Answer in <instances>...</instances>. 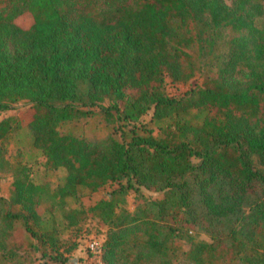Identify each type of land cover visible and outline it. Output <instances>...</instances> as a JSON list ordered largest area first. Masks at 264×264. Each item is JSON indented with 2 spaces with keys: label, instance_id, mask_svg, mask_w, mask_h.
<instances>
[{
  "label": "trees",
  "instance_id": "trees-1",
  "mask_svg": "<svg viewBox=\"0 0 264 264\" xmlns=\"http://www.w3.org/2000/svg\"><path fill=\"white\" fill-rule=\"evenodd\" d=\"M22 12L28 28L15 23ZM263 14L264 0H0V112L22 101L33 110L27 121L1 120L0 142L27 127L45 168L66 171L51 194L25 166L12 169L11 201L0 196L1 258L16 264L15 221L58 253L56 231L32 228L54 198L119 184L116 195L137 190L135 180L163 192L141 214L115 216L114 198L63 213L68 227L89 215L107 222L103 264H173L175 225H195L193 204L211 241H192L186 264H264V26L255 25ZM201 68L186 96L164 93L166 78L186 84ZM106 101L105 117L126 124L150 111L156 120L193 108L205 115L200 125L174 121L159 139L134 126L128 142L59 131ZM8 168L0 146V170Z\"/></svg>",
  "mask_w": 264,
  "mask_h": 264
},
{
  "label": "rangeland",
  "instance_id": "rangeland-1",
  "mask_svg": "<svg viewBox=\"0 0 264 264\" xmlns=\"http://www.w3.org/2000/svg\"><path fill=\"white\" fill-rule=\"evenodd\" d=\"M225 2L230 4V0H225ZM15 23L21 28H28L32 24V17L29 13L22 12L16 17ZM255 25L258 28L264 26V14L255 20ZM204 74L205 69L201 68L200 71L195 73L194 78L186 84L172 83L170 79L166 78L164 93L171 98H182L192 88L201 84ZM108 104L106 101L100 107L92 108L88 116L63 123L59 127V131L62 134H72L95 143L109 136L119 141L128 142L132 135L130 130L134 126L136 128L135 132L139 136L151 135L159 139L163 136V130L174 121L200 125L205 115L203 111L193 108L162 120H156L152 117V111H150L141 118L139 123L134 125L132 123L126 124L119 120L110 121L106 118L102 108L107 107ZM32 112V105L22 101L13 105L11 109L0 112V121L9 117L17 118L19 121H27L31 117ZM141 126H143V129ZM0 146L3 148L5 159L10 165L8 169L0 170V196L8 202L12 198L15 179L12 175L13 168L25 166L28 169L31 180L36 184L45 186L51 194L58 186L64 183L66 171L63 168L57 170L45 168V158L33 146L32 134L29 128L23 127L13 131L6 139L0 142ZM193 162L197 163L198 160H193ZM121 184L126 185V181L123 180ZM132 184L137 187V190L129 188L116 195L113 194V190L118 189L120 187L119 184H113L97 193H89L85 188L79 187L76 196L66 197L61 201L58 198H54V205L51 211L43 212L42 208H37V212L42 214V218L40 224L37 226L32 225V228L38 235L43 231H56L59 246L58 253L51 250L49 246L44 247L36 238H32L23 229L21 221H15V236L20 242L19 247L15 250L18 256L16 264H98V257L89 252V244L96 242L102 246L109 228L107 222L100 219L98 215H89L76 226L68 227L63 218V213L70 209L88 208L100 201L108 202L114 198L115 216L141 214V210L149 208L150 202L161 199L163 196V192L158 190L138 187L135 184V180L132 181ZM12 210L21 212L20 207L17 205H13ZM200 210L193 204L191 211L197 212L195 214L197 222L194 226L186 227L181 225V221L176 222L175 227L178 228L177 232L179 234V239L176 241L179 252L173 264H186L181 252L187 251L192 241H211L205 231L208 225ZM151 214L154 217V209ZM166 226H168L166 221L160 222L162 230L166 231ZM44 252L50 255L51 258L56 256V254H60V259L53 261L48 255L43 256ZM0 264L14 263L0 256Z\"/></svg>",
  "mask_w": 264,
  "mask_h": 264
},
{
  "label": "built area",
  "instance_id": "built-area-1",
  "mask_svg": "<svg viewBox=\"0 0 264 264\" xmlns=\"http://www.w3.org/2000/svg\"><path fill=\"white\" fill-rule=\"evenodd\" d=\"M89 252H91L93 255H95L97 258L98 264H103L101 261V254H102V246L99 243L92 242L89 244Z\"/></svg>",
  "mask_w": 264,
  "mask_h": 264
}]
</instances>
